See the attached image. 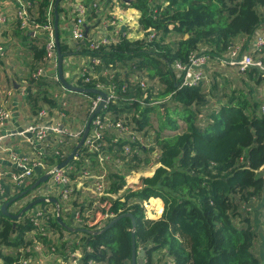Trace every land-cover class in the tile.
<instances>
[{"label":"trees","instance_id":"1","mask_svg":"<svg viewBox=\"0 0 264 264\" xmlns=\"http://www.w3.org/2000/svg\"><path fill=\"white\" fill-rule=\"evenodd\" d=\"M21 1L24 5L25 0ZM27 1L30 5L24 8L30 22L54 27L53 6L56 0ZM64 2L70 7L76 0L68 3L61 0L58 6L64 61L73 54H84L89 58L87 72L77 80L78 86L95 88L102 84L106 88L114 87L119 95L99 114L114 121H127L131 131L148 137L151 113L164 111L168 115L170 108L161 101L168 99L181 106L178 111L173 110L176 117L170 114L173 119L170 118L168 126L177 130L178 118L187 126L182 133L164 136L161 131L157 132L151 139L155 142L151 147L129 142L125 140L127 136H122L115 129L102 130L96 141L98 151H92L83 144L67 165L72 168L71 178L76 179L86 170L96 174L105 172L106 188L104 195L91 200L81 190L74 191L71 207L80 214V220H76L74 226L95 233H75L81 240V246L75 241L69 244L64 236V226L53 214L46 216L42 224L44 230L40 229L31 238L28 234L38 228L31 211L13 219L0 209V255L4 262L18 264L21 259L34 256V244L42 241L51 253L60 251L63 254L68 250L72 253L81 248L82 264H88L90 260L96 264H131L132 218H120L103 230L111 220L130 212L136 220L137 251L145 249L144 264H263L264 75L256 68L237 70L248 91L232 87L231 83L230 87L220 89L219 82L210 85L206 79L196 86H182L173 64L176 61L187 63L196 51L208 53L212 66L218 64L228 69V65L218 62L219 59L229 58L238 37L243 36L246 41L242 51L250 49L247 44L264 24V0H118L123 7L141 12L139 24L145 37L130 40L126 31L119 27L117 41L97 48L90 46L92 40L98 39L91 31L113 19L109 13L113 0L84 2L88 33L82 40L72 43L61 37V16L70 11L63 6ZM20 8L18 2L16 29L25 51L32 54L29 74L23 86L30 115L35 118V123H52L63 113L69 115V118L66 116L67 122L73 125L80 118L83 126L79 129L86 127L92 116L93 100L98 95L68 90L87 98V102L82 104L83 114L71 116L54 96L53 89L62 83L57 72L49 73L50 68L45 61L48 38L46 34L39 36L33 30L22 28V20L17 16ZM73 11L70 13L76 15L74 6ZM150 28L156 30V37L152 40H149ZM106 30L112 35L117 29L108 26ZM93 58L100 62L94 64ZM41 67L46 68L45 73L34 76ZM214 69L210 72L213 73ZM86 76L91 78L90 81H85ZM143 76L147 79V89L140 83ZM124 86H128L125 91ZM259 87L261 96L256 95ZM229 89L230 92L227 91ZM144 94H147L145 101L149 103L145 106L141 104ZM41 110L47 111V117H40ZM62 136L64 145L52 143L53 139L46 141V152H40L38 156L44 166L63 162L80 140L68 134ZM126 143L133 149L130 154H125ZM99 153L108 157L103 166L99 162ZM142 153L146 155L142 156ZM155 153L158 157L154 158ZM109 162L110 167L115 165L119 170L108 171ZM155 163H160V166L153 175L142 176L137 183L127 185L128 173L140 172ZM122 189L123 193L115 197ZM11 198H5L4 202ZM154 198L162 199L164 203L158 219L148 218L144 206ZM23 207L11 212L17 214ZM63 211L60 205L62 218ZM50 234L58 235V240Z\"/></svg>","mask_w":264,"mask_h":264},{"label":"crops","instance_id":"2","mask_svg":"<svg viewBox=\"0 0 264 264\" xmlns=\"http://www.w3.org/2000/svg\"><path fill=\"white\" fill-rule=\"evenodd\" d=\"M67 3L75 0H66ZM77 1V0H76ZM83 2H86V0H83ZM18 2L17 0H0V21L3 17L5 18V21L0 22V47L3 48V51L5 53L0 52V89H6L12 91L9 99H8V108L11 112V118L10 120L5 124V126L0 128V185L3 186L4 192H0V209L3 203L7 202L5 198H14L20 192L27 189V187L31 184H33V181L35 178L39 179L40 176L52 172L54 166L56 165H50L46 164L45 166L38 168L34 172L33 178L29 180L27 184L24 185H13L14 182V175L18 172H21V166L19 165V160L21 159H28V160H34L38 159L40 152L45 151L46 142H40L36 139L35 134L28 131V128L30 125L35 123V118H33L30 115L29 109L25 103V96L22 93L23 86L26 82V77L29 74V68L32 61V54L30 51H25L23 45V40L21 36L19 35V31L16 29V20H15V11L17 9ZM63 6H65V2L63 3ZM70 6V5H69ZM71 7V6H70ZM67 6V8L70 9L67 10L66 14H63L61 16V37L64 39V41H68L69 43H72L74 40L71 36V28L73 24V19L75 18L73 13V6L70 8ZM71 12V13H70ZM70 13V14H69ZM111 15L113 16V19H116V23L120 25L122 30L126 31V36L130 40H138L145 37L144 31L141 30L139 19L141 16V12L135 8H125L118 0H113V6L110 10ZM112 18V17H111ZM264 25V24H263ZM124 26V28H123ZM264 27V26H262ZM264 29V28H262ZM34 33V32H33ZM91 33L94 34V37L102 38L103 35L109 34L111 35V32L108 30H105L104 24H101L98 28L93 29ZM36 34V33H35ZM38 33L37 35H39ZM42 36V35H39ZM60 36V34H59ZM237 44H242L244 46L245 39L244 37H238L236 39ZM251 46V41L247 44V48ZM64 73L66 76V79L71 82L74 85L77 84V80L79 79L82 69L84 65L89 63V58L87 55L84 54H73L70 55L67 59L64 61ZM212 62L210 63L209 67L206 69V74L208 75L210 71L212 70ZM229 70H236V67H227ZM57 72L58 75V68H50L49 73ZM68 90H66L63 85L56 86L53 89L54 93L60 94L61 103L66 102V105L63 106L66 108L70 113L71 116L76 117L79 116L77 114H83V106L84 103L82 100V97L74 95L70 93ZM78 110V111H76ZM75 113V114H73ZM66 116H64V124L71 130L77 131L80 127L83 126V121H80V118H77L76 121L78 123L73 122L72 123L66 121ZM152 116V115H151ZM69 118V117H68ZM83 118V117H82ZM68 124V125H67ZM77 139V138H75ZM47 141H50V139H47ZM46 152V151H45ZM18 157V158H17ZM68 165V164H67ZM66 165V166H67ZM95 173V172H94ZM96 174V173H95ZM98 175V174H97ZM80 174L76 179H74L77 182V187H81V192L84 194L85 197H87V194L90 195V199H97L93 192L91 191V188L93 186L92 181H82ZM36 182V181H35ZM42 184H44L42 186ZM39 189V191L44 192V194H35L33 197L27 200H23L25 198L22 197L19 199L14 205V210L19 205V208L22 206H25L29 202L35 200L36 198L44 197L48 200L46 202H42L39 204H42V206H39L37 204L31 211L34 213L35 211H42L44 212V216L56 214L58 211V206L55 202L49 200L50 198H56L61 205V202L63 201L62 197L58 194V187L55 184L53 180V175H51L50 178L44 183H42ZM30 187V186H29ZM28 187V188H29ZM38 188V187H37ZM30 196V195H29ZM28 196V197H29ZM11 198V199H12ZM88 198V197H87ZM153 200H160L162 199H153ZM9 201V200H8ZM61 201V202H60ZM152 199L149 200L148 203H151ZM11 204V205H13ZM54 204V205H53ZM9 206V211L11 212ZM150 211H156L155 208L151 209L150 207H147ZM63 215L64 218H62L66 222L72 223L74 226L76 219H75V213L73 210V207L70 205H66L63 203ZM46 212V213H45ZM57 212V213H56ZM70 212V214H69ZM66 230V228H65ZM39 232V228L36 230L30 232L28 234V237L33 238L37 233ZM50 236L56 241L58 240V235L50 234ZM65 238L69 240V244H72L75 239L78 237L75 233H70L66 230L64 234ZM40 244L41 249H35L33 251L34 256H31V263L30 264H74V261L70 258L69 250L65 251V253L61 254L62 252H50L48 250V246L44 244L42 241H37L34 244V247L38 246ZM98 264V263H97Z\"/></svg>","mask_w":264,"mask_h":264},{"label":"built area","instance_id":"3","mask_svg":"<svg viewBox=\"0 0 264 264\" xmlns=\"http://www.w3.org/2000/svg\"><path fill=\"white\" fill-rule=\"evenodd\" d=\"M20 3V9L17 11V16L22 20V28H27L29 30H33L34 33H40V34H46L48 41L46 44V56L45 61L47 62L48 68H56L57 67V48L55 43V30L54 27L51 24H39L35 22H30L28 20V13L24 6H29L30 2L25 0V4L23 5V1L18 0ZM74 6L76 10L75 19H73V24L71 28V36L73 40H82L85 36V18L87 15V7L83 0H77L76 3L70 4L72 7ZM6 17H3L0 22L3 23L5 21ZM105 30L108 26H115L117 29L116 32L112 35L103 36L102 38H99L97 40L91 41V48H97L101 44H109L111 42H115L119 39V27L120 25L116 23V19H109L108 21L104 22ZM264 26V25H262ZM259 27L254 36L251 38V46L248 51H242V44H236L234 45V48L232 49L229 58H220L218 62H220L222 65H228L230 67H236L239 71H246L248 69L256 68L258 69L263 75H264V27ZM151 31V34L149 36V40H152L156 37V30L153 28L148 29ZM0 52L5 53L3 51V48L0 47ZM94 64H98L100 62L99 59L93 58L91 60ZM211 63L210 55L208 53L204 52H193L190 55L189 61L187 63H182L180 61H176L173 64V69L176 72L177 78L180 80V84L182 86H196L200 84L203 80L207 78L206 69L209 67ZM46 71L45 67L39 68L33 75L34 76H40L44 74ZM87 72V64L84 65L81 75H84V73ZM90 77L86 76L85 81H90ZM141 86H143L144 89L148 88L147 79L143 76L140 80ZM97 89H101L107 93V99L105 101L104 107H106L109 103L115 102L117 98H119V95L116 92V89L114 87H105L102 84H98ZM128 88V86H124L123 90L125 91ZM12 91L6 90V89H0V128L5 126V124L10 120L11 118V112L8 108V99L11 95ZM23 95L26 94L25 87L22 89ZM55 98L60 99V94L54 93ZM147 97V94L143 95L141 104L145 106L146 104H149L145 101V98ZM102 96L98 95L96 99L93 100L92 106H91V112L92 114L96 111L99 103L102 101ZM158 103H161V101H158ZM63 106L66 105V102L62 103ZM103 107V108H104ZM102 108V109H103ZM264 110V106H263ZM101 112V111H100ZM40 117L45 118L47 117L48 113L46 110L40 111ZM64 114L61 113L59 118L54 120L52 123H34L29 126L28 131L35 134V137L40 142H46L47 139H53L52 143H60V145H64V138L62 135L68 134L72 138H78L80 139L85 127L82 129H79L77 131H70L69 128L64 124ZM109 117H103L101 114H96L94 119L91 122L90 132L84 142V144H87L90 150L92 151H98L99 146L96 144V141L101 137V130L104 129H115L117 130L122 136H127V139L129 142H138L142 145H146V147H149L151 145V139L144 136H140L138 134V131L132 130L129 123L123 120H118L117 122H114L112 119L109 121ZM145 141L148 143V145L145 143ZM48 146V145H47ZM45 147V149L47 148ZM132 147L128 143L125 144V154H130L132 152ZM56 153L58 151L55 150ZM157 153V152H156ZM155 153V154H156ZM99 156V162L103 166V163L105 159H108L107 156L103 154H98ZM105 156V157H104ZM155 157H158L157 154ZM18 158V157H17ZM156 164V163H155ZM160 164V163H159ZM19 165L21 166V172H18L14 175V184L13 185H24L29 182L31 178L34 176V172L36 169L43 167L40 158L34 159V160H28V159H21L19 160ZM153 165V164H152ZM152 165L149 167L151 168ZM72 171L71 167H62L57 168L54 166L52 170L53 180L55 184L58 187V194L62 197L63 200H65L66 205H70L73 198L74 191L80 190L81 187H77V182L71 178L70 173ZM82 173V174H81ZM80 173V177L82 181H92V188L91 191L93 194L97 197H100L104 195V191L106 188V181L105 176L106 173L97 175L91 170H86L85 172L82 171ZM79 177V179H80ZM0 192H4L3 186L0 185ZM146 203V202H145ZM148 204V203H146ZM264 212V205L262 207ZM32 212V211H31ZM46 213V212H45ZM75 219L80 220V214L76 212L75 210ZM34 222L42 231L44 230L42 228V224L45 222L46 216H44V212L42 211H35L34 213ZM75 243L78 246H81V240L80 238L75 239ZM35 249H41L40 244L38 246L34 247ZM89 250V248H88ZM70 258L74 261V264H82L81 257L83 256V251L80 249H77L76 251L70 253ZM31 257H25L21 259L18 264H30L31 263ZM0 264H6L3 260V258L0 255ZM88 264H96L93 260H90Z\"/></svg>","mask_w":264,"mask_h":264},{"label":"water","instance_id":"4","mask_svg":"<svg viewBox=\"0 0 264 264\" xmlns=\"http://www.w3.org/2000/svg\"><path fill=\"white\" fill-rule=\"evenodd\" d=\"M61 2V0H56L54 3V14H55V21H54V30H55V43H56V48H57V68H58V78L60 80V82L62 83V85L64 86V88L66 90L69 91H78V92H84V93H90V94H97L102 96V101L99 103L96 111L92 114V116L89 118L88 123L85 127V130L78 142V144L76 145L75 149L68 155V157L61 163H59L56 167L62 168L65 167L75 156V154L77 153L78 149L84 144L89 132H90V127H91V122L93 120V118L96 116V114H98L102 108L105 105V101L107 99V93L101 89H97V88H87V87H81L78 85H74L71 82H69L66 79L65 73H64V54L61 51V47H60V36H59V12H58V6L59 3ZM124 28V26H123ZM88 33V26L85 25V36H87ZM52 175V172H48L42 176H40L39 179L36 180V182H34L29 188L23 190L22 192H20V194H18L17 196H15L14 198L10 199L9 201L5 202L2 204L1 206V211L3 214H5L8 217H11L13 219H19L24 213H27L29 211H31L37 204L42 203V202H46L48 199L44 198V197H40V198H36L35 200L29 202L28 204H26L22 210L20 212H18L17 214H14L12 212L9 211V206L15 202H17L19 199H21L22 197H24L25 195H27L28 193L32 192L33 190H35L37 187H39L42 183L46 182L48 180V178H50ZM49 200L55 202L58 206V213H57V219L58 221L64 226V228H66V230L70 233H80V232H87V233H95L94 231H90L84 228H80V227H75L72 225V223L70 222H66L62 219L61 215H60V204L58 202V200L56 198H50ZM263 204H261L259 207H261ZM163 212V210H162ZM123 217H131L132 221H133V233H132V237H133V251H132V259H131V264H144V254H145V249H142L140 251H137L136 248V240H135V232L134 230L136 229V220L133 216L132 213L128 212V213H124L121 214L119 216H117L116 218H114L113 220H111L109 222V224L103 229H107L108 227H110L113 223H115L116 221H118L120 218ZM102 230V231H103Z\"/></svg>","mask_w":264,"mask_h":264},{"label":"rangeland","instance_id":"5","mask_svg":"<svg viewBox=\"0 0 264 264\" xmlns=\"http://www.w3.org/2000/svg\"><path fill=\"white\" fill-rule=\"evenodd\" d=\"M125 8H128V7H125ZM213 67L215 68L214 71H213V73L210 72L207 75V78H206V81L208 82V84L213 85L214 83L219 82V88L221 89L223 86L230 87L229 86L230 85L229 83H231L232 87L237 86L239 88H243V89H246V91H248V88L244 84H242L241 81H240L241 74H238V72H236V70L224 69L223 67H220L218 64H214ZM227 91L230 92L231 90L229 89ZM256 95H259V96L262 95V89L260 87L257 90V94ZM82 100H83V102H87V98H82ZM161 101L165 102L166 103V106L170 108V113L168 115H166L164 113V111H158V112H155V113H151V115H152L151 121L152 122H151V127H149L148 134H147V136L150 139H153L155 137V134L157 132H159V131H161L164 136L165 135H169V134L182 133V131L185 130L186 129V126H187L184 120L178 118L176 122H177L179 128L177 130L171 129V127L168 126L169 123H170V118H172V116H175L176 117V115L173 112L175 111V109L178 111V109H180L181 106L180 105L177 106L173 101L171 102L168 99H166L165 101L164 100H161ZM76 111H78V110H76ZM171 113H172V116L170 115ZM118 120H120V119H117L115 121L113 120V121L114 122H117ZM101 132H102V130H101ZM141 135H144V134L141 133ZM151 142L152 143H151V145H149V147H151V146H153L155 144V142L153 140H151ZM145 143L148 145V143L146 141H145ZM144 146H146V145H144ZM141 155L142 156H145L146 153H142ZM153 156L155 158L156 154L153 155ZM149 158H151V156H149ZM108 164H109V166L107 167L108 171L117 172V170H119V168L117 166H115V165H113L112 167H110V165H111L110 162ZM158 166H160V164L159 163H156V164H153L151 168H147V169L144 168L140 172H135L134 171V172L128 173V172H126L123 169H121V170L123 172H125V173H128V175L126 177V179H127V185H128V184H131V183H137L139 181L140 177H142V176H151V175H153L155 169ZM261 170H262V168L260 169V171ZM98 175H100V174H98ZM43 185L44 184H42V186ZM42 186L41 187L39 186L38 188H36L32 192H30L27 196H25L24 199L23 198L22 199L25 201V200L30 199L31 197H33L35 194H38V195H39V193L40 194H44V192L39 191V189L42 188ZM123 191L124 190L122 189L117 195H115V197H117L119 194H122ZM37 192H39V193H37ZM85 194L87 195V197H90L89 194H87V193H85ZM83 199H85V198H83ZM83 199H81V201ZM148 202H149V200L146 203H148ZM63 203H64V201L61 202V205L62 206H63ZM146 203H144V206L146 208V215H147V217L150 218V219H158V218H160L161 215H162V213H161L162 212V209L164 208L163 201L153 200L152 199L151 203H148V204H146ZM14 205L15 204L12 205V207L10 208V210L14 211ZM19 205L20 204H18V207L17 208H19ZM39 206H42V204H39L38 207ZM147 207H150L151 209H154L155 208L158 212L156 213V211H150ZM261 212H262V210L260 211V213ZM104 223H105V220H104V222H102L100 224V227L102 225H104ZM261 224H263V223L261 222ZM262 252H263V256H264V249H263ZM263 264H264V261H263Z\"/></svg>","mask_w":264,"mask_h":264},{"label":"clouds","instance_id":"6","mask_svg":"<svg viewBox=\"0 0 264 264\" xmlns=\"http://www.w3.org/2000/svg\"><path fill=\"white\" fill-rule=\"evenodd\" d=\"M163 210V209H162ZM162 213V212H161Z\"/></svg>","mask_w":264,"mask_h":264}]
</instances>
